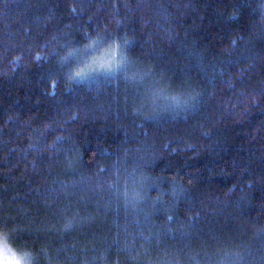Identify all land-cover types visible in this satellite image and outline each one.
<instances>
[{
  "label": "trees",
  "instance_id": "1",
  "mask_svg": "<svg viewBox=\"0 0 264 264\" xmlns=\"http://www.w3.org/2000/svg\"><path fill=\"white\" fill-rule=\"evenodd\" d=\"M262 17L264 0H0L2 206L39 230L40 247L52 246L43 230L54 210L76 216L80 225L64 241L84 250L75 264L115 261L112 239L147 237L165 213L191 233L188 255L199 264L221 247L258 243L264 226ZM97 29L101 36L126 34L133 42L129 55L157 75L138 91L101 77L66 79L69 70L88 71L110 58L107 44L87 48L86 37L95 39ZM66 36L74 48L61 47ZM46 42L60 57L73 52L69 62L49 63ZM201 65H214V75ZM101 168L110 172L101 179L121 192L145 176L158 188L145 190L143 211L126 214L115 190L95 187ZM53 222L61 227L62 217ZM141 243L136 240L139 264H154L157 253L144 254ZM13 244L25 247L23 240ZM39 259L49 264L43 254ZM119 261L128 264L123 255Z\"/></svg>",
  "mask_w": 264,
  "mask_h": 264
},
{
  "label": "snow or ice",
  "instance_id": "2",
  "mask_svg": "<svg viewBox=\"0 0 264 264\" xmlns=\"http://www.w3.org/2000/svg\"><path fill=\"white\" fill-rule=\"evenodd\" d=\"M72 13H76V8H71ZM79 18V17H77ZM91 19V18H89ZM264 19V17H262ZM89 41L87 48L95 50L98 46L102 44H107L108 47L105 49L110 58H105L100 61L96 67L88 65V71L79 69L76 71H71L64 73V77L71 81H91L96 77L103 78L107 83H121L130 85L134 90L138 91L137 85L144 84L147 80L152 79L157 75V69L151 65L147 68L142 67L143 63L139 57L133 58L129 55L132 52L133 42L125 34L123 37L110 34L107 36H101L100 30H96V38L93 39L91 36L86 37ZM67 40L66 45L61 47L65 50L68 47H73L74 45L69 37H65ZM45 50L49 52V63L52 59H57L59 65L62 67L69 62V57L73 56V52H69L68 56L60 57V49L53 50V45L51 43H45ZM124 49L121 52V49ZM98 59V58H97ZM96 63V60L93 61ZM249 68H252V64L249 63ZM158 67V65H157ZM215 66L210 65L209 67H204L201 65V70L204 71L206 76H213V71ZM162 71V70H161ZM55 84V81H53ZM97 86L99 85V80L96 81ZM87 87H93L91 83L87 84ZM199 95L192 96L193 101L199 100ZM261 95L264 96V90H262ZM141 97H137L140 100ZM137 100L133 101V110L136 111ZM153 103H155L153 101ZM127 106V105H126ZM198 104H193L192 107H198ZM155 116V113H153ZM76 119V117H72ZM151 119V117H149ZM57 141L63 139V137H56ZM99 175L96 177L97 183L96 188L103 189L107 187L110 191L115 190L118 195H116V200L119 202L118 207L122 205L123 210L126 214H133L134 210L143 211L141 203L144 201L148 187L158 188L155 183L149 185L144 181L147 180L145 176L143 180L137 181L133 179V183L138 185L134 188H125L124 191L120 189L115 184H107L101 177H107L110 175L108 169H98ZM127 184V181H125ZM173 183H178V181H173ZM175 192L176 189L173 188ZM142 193H145L142 195ZM157 197V200H160ZM47 204V201H45ZM3 202L0 201V264H41L39 257L43 254L47 257L49 264H75L79 259L80 253L84 251L83 249H78L76 244L65 245V237L70 235L72 232L76 231L80 225V221L77 220L76 216H65L63 211H53L52 221L44 227L43 235L52 238L51 247H40L42 241L35 234L39 232L38 229L32 227L31 224H21L17 216L8 212L5 207L2 206ZM154 207V206H153ZM103 208L111 211L109 204L105 203ZM39 212L44 213L45 209H38ZM66 211V210H65ZM25 216L28 213L24 214ZM78 215V214H77ZM152 212L146 214L147 217H151ZM198 215V214H197ZM58 217H62V226L57 227L55 221ZM195 222L196 218H192ZM154 223V221H149ZM36 223V221H32ZM119 235V234H118ZM125 236L129 233L127 230L124 232ZM135 236V233L131 234ZM257 235L259 237V242L253 245H239L236 246L234 250L228 251L221 247L217 249L218 256L213 257L209 253H205L204 264H264V226L257 229ZM191 237V233L184 230V225L179 222L178 218L174 215L165 216L161 222V225L156 227L154 231L150 233L149 236L145 237L143 232L139 233L131 243L124 241L123 244L119 239H112L111 244L108 245V251H114L117 254V259L115 261H110L109 264H120L119 256L123 255L126 257L128 264H139V259L142 257V253L136 250V240L142 238V243L140 248L144 254H150L152 251L157 253L159 259H157L154 264H199L196 258L188 255L189 246L186 240ZM24 241L25 247H15L13 241L17 244L20 241ZM57 244L59 246H57ZM30 246V247H29ZM39 248V251L34 252L33 249ZM96 249V244H92V250ZM49 252H54L55 256H48ZM86 255L87 253L84 252ZM100 260H106V255H101ZM82 264H87V262H82Z\"/></svg>",
  "mask_w": 264,
  "mask_h": 264
}]
</instances>
